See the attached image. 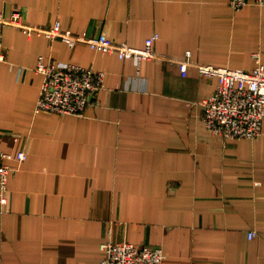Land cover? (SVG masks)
<instances>
[{"label":"crops","instance_id":"obj_1","mask_svg":"<svg viewBox=\"0 0 264 264\" xmlns=\"http://www.w3.org/2000/svg\"><path fill=\"white\" fill-rule=\"evenodd\" d=\"M24 21L60 20L162 57L136 64L80 41L0 26V147L12 166L0 213V264H100L112 238L161 246L165 264H264V124L226 138L203 118L217 77L178 60L250 69L264 62V6L230 0H0ZM104 71L82 116L37 112L39 57ZM255 231L250 238L249 232Z\"/></svg>","mask_w":264,"mask_h":264},{"label":"built area","instance_id":"obj_2","mask_svg":"<svg viewBox=\"0 0 264 264\" xmlns=\"http://www.w3.org/2000/svg\"><path fill=\"white\" fill-rule=\"evenodd\" d=\"M235 10L257 4L264 6V0H230ZM0 26L19 27L28 35H43L51 40L61 39L73 48L78 42H86L97 51L115 53L121 59H131L136 64L143 60L162 57L155 49L160 37L154 32L146 39L145 46L135 47L126 41H117L106 33L88 35L65 28L60 20L50 26H36L24 21L21 9L11 14L0 11ZM257 65L250 69L231 68L206 64L192 59L191 51L178 60L180 70L187 75L190 66L200 74L217 77L215 91L202 102L203 118L215 133L226 138H257L264 124V62L261 52H255ZM3 33L0 32V63L6 60ZM36 71L43 74V83L37 102V112L73 114L82 116L90 102L91 95L104 86L105 72L73 62H60L53 58L39 57ZM27 151L7 152L0 147V213L5 210L8 198L9 174L13 169L10 159L19 163L26 160ZM255 231L249 237L256 236ZM100 264H165L166 253L161 246L136 244L131 241H116L112 238L101 244Z\"/></svg>","mask_w":264,"mask_h":264}]
</instances>
